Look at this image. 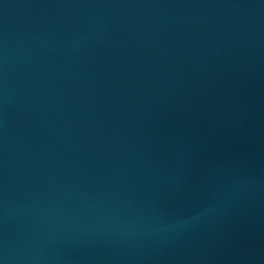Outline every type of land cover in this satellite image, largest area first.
Here are the masks:
<instances>
[{"label":"water","instance_id":"obj_1","mask_svg":"<svg viewBox=\"0 0 264 264\" xmlns=\"http://www.w3.org/2000/svg\"><path fill=\"white\" fill-rule=\"evenodd\" d=\"M0 264H264V0H0Z\"/></svg>","mask_w":264,"mask_h":264}]
</instances>
